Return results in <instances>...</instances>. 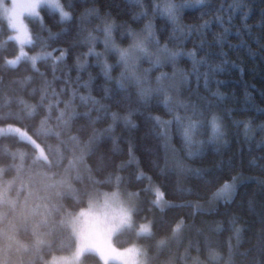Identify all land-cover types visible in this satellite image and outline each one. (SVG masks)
Masks as SVG:
<instances>
[{
	"label": "snow or ice",
	"instance_id": "6c2138e0",
	"mask_svg": "<svg viewBox=\"0 0 264 264\" xmlns=\"http://www.w3.org/2000/svg\"><path fill=\"white\" fill-rule=\"evenodd\" d=\"M194 5L199 17L183 23L184 10ZM238 11L247 20L248 0H0L5 22L0 30V264H264V211L255 225L241 223L235 212L228 216L225 252L214 246L211 235L224 230L223 220L203 219L227 213L238 188L250 179L241 171L243 160L226 154L230 128L243 126L249 152L255 141L261 155L247 164L264 171V122L254 126L251 117L239 119L225 107L223 81H216L215 89L209 86L210 75L225 71L228 61L209 62L207 31L213 22L220 25L223 32L214 33V39L222 44L229 31L225 17L230 23ZM261 13L264 26V8ZM124 15L133 23L146 22L137 30L128 20L118 22ZM157 19L164 21L159 29ZM116 32L129 41L127 46L117 43ZM101 33L103 51H97ZM188 40L191 49L183 47ZM60 42L67 47H52ZM26 45L38 50L29 55ZM83 47L87 51H77ZM110 56L116 57L114 63ZM185 57L190 68L179 66ZM90 58L104 78L99 98L92 95L96 77L91 72L87 80L81 77ZM22 63L27 65L23 72ZM40 64L48 70L41 71ZM168 65L171 72L152 77ZM201 66L209 70L201 73ZM201 77L205 93L199 90ZM57 82H62L59 88ZM161 110L167 119L158 114ZM133 116L142 117L147 129L140 149L149 171L137 155L133 134L140 125ZM105 121L106 127L97 128ZM119 126L128 133L126 152L116 134ZM177 138L179 147L173 143ZM109 140L112 147L105 151L101 146ZM196 161L202 166L193 167ZM259 183L264 190V179ZM22 190L27 191L23 201ZM191 196L197 199H186ZM84 204L87 209L77 211ZM185 209H191L187 216L178 214ZM247 211L255 214L251 197ZM22 234L28 239L22 240ZM126 234L136 242L117 248ZM200 237L206 259L200 256Z\"/></svg>",
	"mask_w": 264,
	"mask_h": 264
},
{
	"label": "trees",
	"instance_id": "16d2710c",
	"mask_svg": "<svg viewBox=\"0 0 264 264\" xmlns=\"http://www.w3.org/2000/svg\"><path fill=\"white\" fill-rule=\"evenodd\" d=\"M146 3H149L150 0H145ZM227 2V0H226ZM248 3L251 5V11L248 14L247 20H242L241 17L243 15L242 11H238L234 14L233 20L228 23L227 17H225V27L229 28V31L225 34V38L222 41V44H217L214 39V33L223 32V29L217 23L213 22L210 30L207 31L206 35V48H211V55H210V63H219L223 59H227L228 63L225 65V71L216 72L214 77L210 75L209 78V86L212 89L217 87L216 81H223L224 83L219 85V88L222 92L227 94V100L225 101V107L233 108L234 112L239 119H246L251 117L253 120L254 126L261 122H264V113L258 111L257 109H264V49L260 48V43H264V26H262L259 21L261 20V8H264V0H248ZM126 6V5H125ZM127 7V6H126ZM138 9L133 8L132 11H136ZM199 8L197 6H193L190 8H186L184 10V17L183 23H193L196 21V18L199 17ZM41 15L44 16L45 21L51 25V19L47 11H42ZM115 15V12H114ZM123 20H128L131 26L137 30L143 26L146 20H141L139 23H133L128 15H124L122 17H117L118 22ZM147 19V18H146ZM157 29L161 27L164 21L157 19L156 20ZM245 23L249 25L248 28H245ZM3 22L0 20V30L3 28ZM30 27L35 30V25H30ZM171 26L169 25V28ZM57 27H53V31H57ZM46 35V34H45ZM159 35V32H158ZM100 40L97 44V51H103V35L102 33L99 34ZM116 37L117 43L120 44L122 47L127 46L129 41L127 39L121 41L119 32L114 33ZM195 39H200V37H195ZM161 43H164V40L161 39ZM242 45V46H241ZM67 47V44L64 42H60L59 44L53 43L52 47ZM13 49V55L15 54V46L10 45ZM169 47H173V44L170 43ZM183 47L185 49H191L193 47L192 40H188ZM26 51L29 54H33L38 49L31 48L30 46H25ZM227 53L226 57H221L218 55L220 51ZM250 50L255 52V55H252ZM77 51H87L86 47L79 48ZM59 54L58 52L56 53ZM199 55H204V50L199 52ZM11 58V57H10ZM116 60L115 56L109 57V63H114ZM70 64L72 60L69 59L68 61ZM233 62L238 67L233 66ZM89 69L81 73L82 80H87L89 76V72L92 73L96 77L94 83L92 84V95L97 96L98 98L102 95V92L99 88L101 84L104 83V78L102 74H100L99 67L94 65V58H90L89 60ZM41 71L48 70L44 64L39 65ZM149 65L147 62H144L142 67L147 68ZM179 66L183 68H190L191 62L187 60V58H181L179 61ZM27 67V65L21 64V72L23 69ZM243 69L241 72L240 69ZM209 70L205 66L200 67V72L203 73L204 71ZM159 71H166L171 72L172 68L171 65H168L162 69H158L154 71L151 75L154 78L155 75L158 74ZM119 73V69H116L112 75L115 76ZM0 75H4L0 73ZM49 75L51 73L49 71ZM72 77L75 78L77 75L76 71L73 69ZM6 79L9 77L6 76ZM62 82H57L56 87L59 88ZM192 87H197V81L195 76L192 77L191 81ZM73 87L76 85L73 84ZM199 90L201 93H205L204 84H203V77H201L199 81ZM81 92H86V90L81 87ZM227 104V105H226ZM84 109L81 108L80 111ZM158 114L162 115L163 118L167 119L168 116L161 110ZM95 115V113H93ZM133 120L136 121L137 124L140 125L138 131H136L133 135L136 139L137 143V155L140 156L142 161V166L144 167L145 171H149L147 163L145 161V154L141 151V136L147 130L146 126L143 122V118L139 116H133ZM107 126V121L103 123L97 124V128H104ZM243 126L239 129H231L230 128V137H231V145L227 150L228 155H235L237 160H243V168L241 169L243 175L250 179H247L246 182L238 188V195L236 197V203L232 205L227 213L223 216H206L203 217L205 220L215 221V220H223V231L220 234L212 233V240L214 246L218 247L222 252L226 251V242L228 236L230 235L229 232V224H228V216L235 212L241 216V223H246L249 225H255L259 221L261 211H264V190H262L259 180L264 179V171H261L259 167H249L247 161L252 156L259 157L261 155V151L256 149L255 141H252V151L249 152V144L245 142L242 132ZM116 134L121 136V146L127 150V144L124 141V137L128 135L126 131L122 129V126L117 127ZM260 133L257 132V139L259 138ZM176 147H179V140L178 138L173 141ZM102 149L107 150L112 147L111 141H106L102 144ZM125 157H116L115 159L119 161L120 159H124ZM91 162V161H90ZM264 163V161H261ZM193 167H201L202 164L199 161L193 162ZM151 174V173H150ZM195 180L191 181V186L195 187ZM19 188V184H17L16 188L13 189L11 196L15 198L17 196V189ZM103 191H111V188L105 187L102 189ZM130 190H135V187L131 188ZM165 191L170 192V189L165 186ZM214 190V189H213ZM27 195L26 190H22L19 192V199L21 201L24 200L25 196ZM253 198L255 200V214L249 215L247 211V203L249 198ZM168 199H174V197L169 194ZM186 199H197L196 196L186 197ZM87 204L80 205L77 208H85ZM191 209L179 210L178 214L187 216V213L190 212ZM159 213H156L158 215ZM141 216L145 215L144 212L140 213ZM190 219V218H189ZM201 217H197V224L199 225ZM204 227L205 231L207 232V226ZM190 235L193 236L195 239V234L191 233ZM22 240L28 239L23 234L20 237ZM201 240V259H206V253L203 251V239L202 237L199 238ZM135 241L134 236L124 235L118 238L116 245L118 247H124L128 244H131ZM139 243H145V241H139ZM247 247V245H245ZM179 251H183L181 248ZM61 255V254H57ZM192 255H196L195 250L193 249Z\"/></svg>",
	"mask_w": 264,
	"mask_h": 264
},
{
	"label": "rangeland",
	"instance_id": "374dc122",
	"mask_svg": "<svg viewBox=\"0 0 264 264\" xmlns=\"http://www.w3.org/2000/svg\"><path fill=\"white\" fill-rule=\"evenodd\" d=\"M7 3H11V0H7ZM2 21V20H1ZM3 22V24L5 23L4 21H2ZM25 23H28V21L26 20L25 21ZM25 51H26V49H25ZM29 55H31V54H29ZM85 209H87V207H85ZM130 244H128V245H126V246H124V247H118L116 244H115V246L117 247V248H119V249H124V248H127L128 246H129ZM61 255H63V254H61ZM58 256H60V255H58Z\"/></svg>",
	"mask_w": 264,
	"mask_h": 264
},
{
	"label": "bare ground",
	"instance_id": "6f19581e",
	"mask_svg": "<svg viewBox=\"0 0 264 264\" xmlns=\"http://www.w3.org/2000/svg\"><path fill=\"white\" fill-rule=\"evenodd\" d=\"M242 46V45H241ZM227 105V104H226Z\"/></svg>",
	"mask_w": 264,
	"mask_h": 264
}]
</instances>
